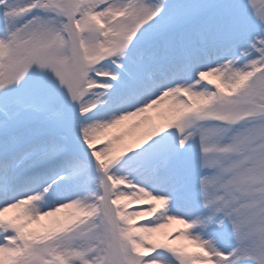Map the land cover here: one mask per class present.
<instances>
[{"label": "snow or ice", "instance_id": "snow-or-ice-1", "mask_svg": "<svg viewBox=\"0 0 264 264\" xmlns=\"http://www.w3.org/2000/svg\"><path fill=\"white\" fill-rule=\"evenodd\" d=\"M0 264H264V0H0Z\"/></svg>", "mask_w": 264, "mask_h": 264}, {"label": "rangeland", "instance_id": "rangeland-1", "mask_svg": "<svg viewBox=\"0 0 264 264\" xmlns=\"http://www.w3.org/2000/svg\"><path fill=\"white\" fill-rule=\"evenodd\" d=\"M154 113V116L156 117L157 116V113L156 112H153ZM135 121H127L125 122L124 125L121 126L122 129H127V127L134 123ZM158 122H160L158 120ZM157 122V123H158ZM139 134L136 133V131L132 132L128 137H126V141L125 142H131L132 139H134L135 137H137ZM122 203H125V201H122ZM137 205H132V207H136ZM68 211H71V210H68ZM142 222V221H141ZM182 226L181 225H177V224H173L170 226V228L168 229H163L161 230V233L159 234H155L157 237H160L164 232H168L170 231L171 229L175 228V229H178V228H181ZM176 245L177 246H181V245H186V241H182V240H178L176 241ZM190 247V246H189Z\"/></svg>", "mask_w": 264, "mask_h": 264}, {"label": "bare ground", "instance_id": "bare-ground-1", "mask_svg": "<svg viewBox=\"0 0 264 264\" xmlns=\"http://www.w3.org/2000/svg\"><path fill=\"white\" fill-rule=\"evenodd\" d=\"M149 115H152V116L155 118V116H154V113H153V112H150V113H149ZM156 122H158V120H156ZM136 133H137V134H140L139 130H136Z\"/></svg>", "mask_w": 264, "mask_h": 264}]
</instances>
